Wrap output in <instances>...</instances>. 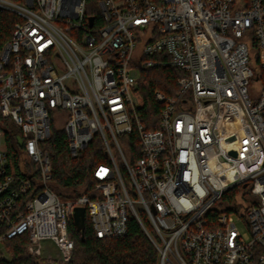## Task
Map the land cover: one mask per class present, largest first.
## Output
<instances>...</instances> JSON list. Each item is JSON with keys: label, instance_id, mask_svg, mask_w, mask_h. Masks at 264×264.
I'll list each match as a JSON object with an SVG mask.
<instances>
[{"label": "built area", "instance_id": "2783aa9c", "mask_svg": "<svg viewBox=\"0 0 264 264\" xmlns=\"http://www.w3.org/2000/svg\"><path fill=\"white\" fill-rule=\"evenodd\" d=\"M95 2L97 20L87 0H0L17 18L0 35V264L20 237L28 254L51 240L69 260L78 206L98 238L124 235L132 215L159 264H264V0ZM158 66L179 71L177 89L153 91L158 127L147 129L138 71ZM53 121L65 161L100 142L93 197L52 190ZM5 129L20 131L17 167ZM134 130L136 151L123 138Z\"/></svg>", "mask_w": 264, "mask_h": 264}, {"label": "trees", "instance_id": "16d2710c", "mask_svg": "<svg viewBox=\"0 0 264 264\" xmlns=\"http://www.w3.org/2000/svg\"><path fill=\"white\" fill-rule=\"evenodd\" d=\"M87 1L86 14L95 15L97 20L96 11L88 7L96 5L95 0ZM16 19L11 13L0 12V35H9ZM177 75L179 71L171 66L139 69L137 93L142 101L139 113L145 128L156 129L158 127L161 105L154 100L153 91L158 89L164 93L173 94L177 89L175 82ZM5 133L10 159L17 167V164L24 159L22 148L16 141V136L20 134V131L5 129ZM123 138L130 142L136 151L138 147L136 131L123 135ZM44 147L52 166L50 186L61 199L73 198L82 194L93 197L97 193L94 189L96 180L92 176V170L97 163L106 160L100 142H92L76 157L65 161L67 138L64 130L59 129L52 130V135L44 143ZM223 199L226 198L223 197ZM68 233L74 241L69 260H49L46 261L47 264H159V253L155 245L132 215L127 221V232L121 236L96 237L87 216L85 217L84 239L80 237L72 220L68 223ZM26 244L25 237L6 242L12 256L9 264H40L42 258L39 255L28 254Z\"/></svg>", "mask_w": 264, "mask_h": 264}, {"label": "rangeland", "instance_id": "374dc122", "mask_svg": "<svg viewBox=\"0 0 264 264\" xmlns=\"http://www.w3.org/2000/svg\"><path fill=\"white\" fill-rule=\"evenodd\" d=\"M94 6L90 5L88 7H89V9L96 11L97 15H99L100 9H98L97 5H94ZM51 114L54 115V112H51ZM52 129L53 130L62 129V125L58 122L53 121ZM240 192H241L240 188H234V189L230 190L229 192H227L225 194L224 198H226L229 201L236 200L237 196L240 194ZM224 200L225 199H222L218 202L219 207H223L225 205ZM233 218L236 222L237 227L242 232L244 238L246 240H248L249 234H248L247 228H246L245 224L243 223V221L241 219H238L235 215L233 216ZM41 246H42V251L40 254V258H42V261L40 262V264H47L46 261H49V260H54V261L61 260L59 258V252L51 240H43L41 242ZM49 256H51V257H49Z\"/></svg>", "mask_w": 264, "mask_h": 264}, {"label": "water", "instance_id": "95a60500", "mask_svg": "<svg viewBox=\"0 0 264 264\" xmlns=\"http://www.w3.org/2000/svg\"><path fill=\"white\" fill-rule=\"evenodd\" d=\"M92 17H89V24L92 23ZM18 145H22V139L17 137ZM72 223L76 228L77 232L80 234V237L84 239V228H85V208L83 206L74 207L72 210Z\"/></svg>", "mask_w": 264, "mask_h": 264}]
</instances>
